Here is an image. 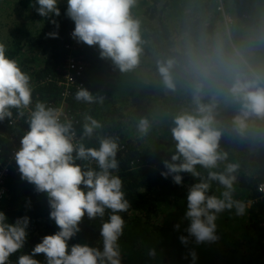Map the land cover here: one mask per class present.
<instances>
[{"label":"trees","instance_id":"obj_1","mask_svg":"<svg viewBox=\"0 0 264 264\" xmlns=\"http://www.w3.org/2000/svg\"><path fill=\"white\" fill-rule=\"evenodd\" d=\"M34 1L22 0V8L25 2L31 9L38 7L30 5ZM63 2L64 10L56 21L59 28L51 23L53 18L46 19L43 37L38 46L33 44L40 50H27L26 44L14 42L6 55L16 59L22 71L31 76L34 103L38 99L49 105L61 99L62 89L58 83L64 78L61 70L70 55L74 59L85 57L88 68L76 79L79 87L92 94L94 102L76 101L75 93L80 89L76 86L69 104L82 143L98 147L100 139L113 138L122 147L117 154L120 162L117 174L123 180V191L132 206L127 212L119 213L125 220L124 233L119 240L122 264H264V199L257 190L264 182V120L250 118L248 129L241 136L233 127V118L239 114L238 105L231 104L223 96L217 97L216 119L222 132L220 149L228 153V160L216 171H224L228 163L238 164L237 188L244 195L241 200L253 203L244 216L236 217V221L231 217L234 211L221 214L217 220L219 239L197 244L187 231L190 221L185 218L187 194L197 181L190 174L181 173L182 185H176L171 175L162 176L161 173L167 171L163 162L171 161L174 154V142L167 147L149 134L147 137L138 135L132 123L135 117L131 119L130 114L125 113L131 103H136L132 108L146 107L147 115L156 112L154 119H161L164 124L182 111L192 109L191 94L182 71L177 70V90L171 92L161 82L157 61L154 65L148 62L152 54L158 55L157 60L179 56L188 39L195 42L204 35L213 36L228 28L232 42L247 46L254 61L260 58L264 61V0H222L225 16L234 17L229 25L218 7L220 0H137L131 14L140 21L143 53L139 65L128 72H121L101 58L98 46L84 44V50L66 51L75 24L66 16L67 0ZM240 12L248 14V18L239 19ZM173 25H176L174 29ZM52 32H58V38H50L48 34ZM97 74L109 75L114 80L106 82L103 78L96 82L91 75ZM85 115L102 125L91 137L83 133ZM15 117L13 109V120L0 122V162L9 152L10 139L20 141L28 130L26 116ZM199 171L207 175V170ZM7 185L9 194L1 204L7 222L14 224L17 219L29 218L24 247L10 257V264H17L20 255H30L44 236L55 234L59 228L50 219L51 209L45 193L37 192L20 173L11 176ZM216 186L214 183L210 194H218ZM110 215V210H106L103 218L94 220L85 215L79 225L80 231L68 241L69 248L81 244L102 250L100 229ZM181 236L187 238V244L181 242ZM153 248L156 256L151 258L147 253ZM193 251L197 257L195 261L190 255ZM33 258L46 264L43 254Z\"/></svg>","mask_w":264,"mask_h":264},{"label":"clouds","instance_id":"obj_2","mask_svg":"<svg viewBox=\"0 0 264 264\" xmlns=\"http://www.w3.org/2000/svg\"><path fill=\"white\" fill-rule=\"evenodd\" d=\"M59 3L60 0H35L36 11L46 19L59 17ZM136 3L137 0H67L66 16L75 24L73 39L98 46L101 58L110 59L121 72L135 69L143 53L140 21L131 14ZM51 23L59 28L56 20ZM48 36L58 38V32ZM249 51L247 46L232 42L225 28L195 42L188 39L179 56L156 63L164 88L177 90L179 69L191 94L192 109L172 119L174 154L171 161L163 162L167 171L161 175L165 178L171 175L176 185H182L181 173H188L197 181L188 191L185 213L190 221L187 231L197 244L219 239L217 220L221 214L234 211L236 216H244L253 203L236 198L238 164L228 163L224 171H216L228 160V153L220 149L222 132L216 119L217 97L223 96L238 105L239 114L233 118V127L241 136L246 133L250 118L264 120V65H255ZM6 53V45L0 43V122L13 120V109L16 119L27 116L28 130L20 140L15 162L21 178L47 195L50 219L59 228L55 234L44 236L30 255H20L17 264H40L33 258L39 254L45 256L46 264H122L119 240L125 220L119 213L132 206L117 174L118 142L103 138L98 147L75 142L71 120H62V109L50 106L47 101L37 99L34 103L31 76ZM94 99L82 87L75 93L78 102L92 103ZM84 121L83 133L88 137L102 126L90 115H85ZM151 126L149 119L141 118L137 129L141 136H147ZM199 169L207 170V175H202ZM214 183L219 186V194H210ZM257 190L264 194V182ZM106 210L111 215L100 229L102 250L81 244L69 248L68 241L80 231L85 215L90 220L103 218ZM28 225V217L10 224L0 212V264H10V257L24 247ZM180 240L188 243L184 236ZM147 255L154 258L155 249H149ZM190 255L195 261L196 253Z\"/></svg>","mask_w":264,"mask_h":264},{"label":"rangeland","instance_id":"obj_3","mask_svg":"<svg viewBox=\"0 0 264 264\" xmlns=\"http://www.w3.org/2000/svg\"><path fill=\"white\" fill-rule=\"evenodd\" d=\"M30 5H35V3H31ZM64 6L65 5H64L63 0H60V3L58 4L60 13L63 12ZM22 7H23L22 0H0V43H4L7 49H10L14 42H21L27 45V50L30 48L34 50H40V48L35 47V46H38L39 40L44 35L46 18L41 17L39 14L35 13L33 10L31 11V7L28 5L27 2L24 3V8H28L29 10L22 9ZM218 7H220V4L218 5ZM222 8H223L222 10L224 12V17H225L226 13L224 10L225 9L224 5H222ZM238 16H239V19L241 20H245L246 18H248V14L243 13V12L238 13ZM36 17L37 18L40 17V21H36L35 20ZM51 18L57 21L58 17L53 15ZM230 19L232 22H234V17H231V15H230ZM19 25H22L23 27L18 28ZM175 27L176 25H173V29ZM35 43L36 45L33 46V44ZM157 58H158V55L152 54L150 57H148V62L154 65L155 62L157 61ZM104 60L109 64L112 63L110 59H104ZM251 60L255 65H258V66L264 65V61L261 58L259 59V61L257 60V62L254 61L252 57H251ZM103 70H106L108 73L107 67H104ZM91 76L94 78L96 82L98 80L102 81L103 78L105 79L106 82H111L112 80H114V78H111V76L109 75H104V77L102 74L91 75ZM133 104H136V103H131L130 107L125 113L130 114L131 119H132V116L135 117V119H132L133 121L132 123H134L136 127L134 129L138 133V135H141V134L139 133L137 126H136L137 121L139 122L141 118H147L149 119L152 125L148 133L150 135V138H158L160 139L161 143H166L167 147H169V143L172 141L171 132H170V128L173 126L172 120H168V122H165L164 124H162L161 119L159 120L154 119L156 112H152L151 114L147 115L146 107H140V108L133 107L132 108ZM154 135H156V137H153ZM147 136H143V137H147ZM218 187L219 186H216V190L218 189ZM237 195H238L237 199H241V197L244 196L241 194V190L238 188H237L236 196ZM231 217L235 218V221H236V217L240 218L241 216H236L235 214H232Z\"/></svg>","mask_w":264,"mask_h":264},{"label":"built area","instance_id":"obj_4","mask_svg":"<svg viewBox=\"0 0 264 264\" xmlns=\"http://www.w3.org/2000/svg\"><path fill=\"white\" fill-rule=\"evenodd\" d=\"M220 8H222V0H220ZM228 18V19H227ZM225 19L227 21V25L230 23H233L231 19L227 16H225ZM73 31L69 35V42L66 44V51L67 52H76L77 50H84V44L77 42L72 37ZM86 68H88V63L84 56H81L79 59H74L70 55L69 59L66 61V64L63 66L61 72L63 73V80H59V87L62 89V96L58 103H53L50 106L52 107H58L62 109L63 119L71 120L73 124V128L75 130L76 136H75V142L81 143L80 136L77 133V130L75 128V121L74 117L70 108L69 104V98L72 95V92L77 89L76 86L79 85V82L77 81V76L81 77L83 72L86 71ZM74 71L77 73L74 75ZM78 88H81L78 86ZM27 118V116H26ZM10 149L8 150V154L5 157L3 162H0V212H1V204L4 202V200L8 197L9 189H8V180L11 176L15 174H19L18 166L15 162V153L20 149V141H17L15 138L10 139ZM120 151L122 150V147L119 146ZM92 167H95L94 164L91 165ZM264 199V194H263Z\"/></svg>","mask_w":264,"mask_h":264},{"label":"crops","instance_id":"obj_5","mask_svg":"<svg viewBox=\"0 0 264 264\" xmlns=\"http://www.w3.org/2000/svg\"><path fill=\"white\" fill-rule=\"evenodd\" d=\"M34 3H35V1H34ZM22 9L29 10L28 8H22ZM22 9H21V10H22ZM32 10H33L35 13H37L36 8H32L31 11H32ZM10 14H11V13H10ZM37 14H38V13H37ZM35 20H36V21H40V17H39V18L36 17ZM22 27H23L22 25H19L18 28H22ZM13 30H14V29H13Z\"/></svg>","mask_w":264,"mask_h":264}]
</instances>
